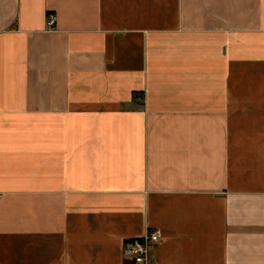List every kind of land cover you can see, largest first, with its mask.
I'll return each instance as SVG.
<instances>
[{
    "label": "crops",
    "instance_id": "crops-1",
    "mask_svg": "<svg viewBox=\"0 0 264 264\" xmlns=\"http://www.w3.org/2000/svg\"><path fill=\"white\" fill-rule=\"evenodd\" d=\"M0 194V264H264V0H0Z\"/></svg>",
    "mask_w": 264,
    "mask_h": 264
},
{
    "label": "built area",
    "instance_id": "built-area-1",
    "mask_svg": "<svg viewBox=\"0 0 264 264\" xmlns=\"http://www.w3.org/2000/svg\"><path fill=\"white\" fill-rule=\"evenodd\" d=\"M56 15H49L48 24L54 26ZM2 195L0 194V200ZM162 241V233L159 229L147 232L137 237L125 239L123 244V253L126 258L132 260L134 264H150L151 257L156 246Z\"/></svg>",
    "mask_w": 264,
    "mask_h": 264
}]
</instances>
